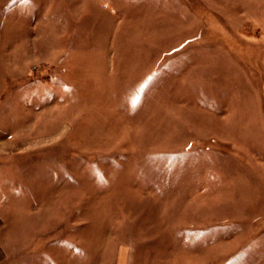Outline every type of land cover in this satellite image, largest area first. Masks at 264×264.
Segmentation results:
<instances>
[{
  "label": "rangeland",
  "instance_id": "374dc122",
  "mask_svg": "<svg viewBox=\"0 0 264 264\" xmlns=\"http://www.w3.org/2000/svg\"><path fill=\"white\" fill-rule=\"evenodd\" d=\"M0 68L5 264H264V0H0Z\"/></svg>",
  "mask_w": 264,
  "mask_h": 264
},
{
  "label": "crops",
  "instance_id": "0c3cea01",
  "mask_svg": "<svg viewBox=\"0 0 264 264\" xmlns=\"http://www.w3.org/2000/svg\"><path fill=\"white\" fill-rule=\"evenodd\" d=\"M3 72L4 71L1 70V68H0V85H1V80H2L1 74ZM0 89H1V87H0ZM13 110H14V108L12 109V111ZM25 110L26 109L23 107V113H26ZM12 113H15V112H12ZM19 113H21V111H19ZM2 114L7 116V112L6 111H4ZM8 114H9V109H8ZM5 143H6V145H5ZM3 144H4V146H2L4 148L3 150H5V151H7V150L9 151L10 150V151L14 152L15 149L13 147H11L12 149H10L7 140L5 142H3ZM6 189H8V188H6ZM2 194H7V196L9 194L5 193V192L1 193V191H0V264H5L6 260L8 259L6 251H5V249H6L5 241L8 240V243H9L8 246H9L10 245V242H9L10 241L9 240L10 235H7L6 240H4L2 234L5 233V232L7 233V230H8V234H9V230L11 232V228L10 227H12V224L13 225L16 224L14 217L21 215V213H19L18 212L19 210H17L14 206H12V204L14 203V201L11 200L12 197L8 198L9 196L8 197L6 196L7 200H8V203H7V205H2L1 201L5 197ZM25 217H23V220L21 218L18 223H20V224H22L23 222L25 223V221H24ZM24 223L22 224L23 226L20 225V227H23V230H22L23 233H24L25 228H26V225H24ZM13 230L16 231V228H13ZM18 231H19V228H18Z\"/></svg>",
  "mask_w": 264,
  "mask_h": 264
}]
</instances>
